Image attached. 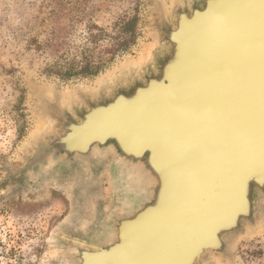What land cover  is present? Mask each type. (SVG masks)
<instances>
[{
  "label": "water",
  "instance_id": "water-1",
  "mask_svg": "<svg viewBox=\"0 0 264 264\" xmlns=\"http://www.w3.org/2000/svg\"><path fill=\"white\" fill-rule=\"evenodd\" d=\"M157 1L149 40L93 82H27L36 128L3 198L34 179L109 187L50 264H241L264 230V0Z\"/></svg>",
  "mask_w": 264,
  "mask_h": 264
},
{
  "label": "rangeland",
  "instance_id": "rangeland-1",
  "mask_svg": "<svg viewBox=\"0 0 264 264\" xmlns=\"http://www.w3.org/2000/svg\"><path fill=\"white\" fill-rule=\"evenodd\" d=\"M153 0H0V176L36 128L30 80L70 89L93 82L149 40ZM135 20V42L118 45L96 74L78 73L86 59L109 56L129 39L125 22ZM96 37L92 41L88 35ZM81 64V65H80ZM0 192V264H50L61 226L75 214L90 217L97 201L109 199L105 179L32 180L25 192ZM241 264H264V230L240 240ZM215 264V263H212Z\"/></svg>",
  "mask_w": 264,
  "mask_h": 264
},
{
  "label": "trees",
  "instance_id": "trees-1",
  "mask_svg": "<svg viewBox=\"0 0 264 264\" xmlns=\"http://www.w3.org/2000/svg\"><path fill=\"white\" fill-rule=\"evenodd\" d=\"M135 26H136V23H135L134 19L130 22H125V25H124L125 30L131 33L129 36V39H125L122 42L117 43L116 46L114 48H111L112 50H110L108 52L109 56H107L106 58H104V56H101L98 58V60H95L92 58L89 60L86 59L85 64H82V65L80 64L81 66L77 72L78 73H85V74H87V73H89V74L98 73L103 62H105L107 60H112V58L114 57V54L117 50L116 48L118 47L119 44L120 45H124V44L127 45L129 42H131V43L135 42L134 32H131V30L134 31L133 28H135ZM95 38L96 37L93 36V33L88 35V39L90 41H92Z\"/></svg>",
  "mask_w": 264,
  "mask_h": 264
},
{
  "label": "bare ground",
  "instance_id": "bare-ground-1",
  "mask_svg": "<svg viewBox=\"0 0 264 264\" xmlns=\"http://www.w3.org/2000/svg\"><path fill=\"white\" fill-rule=\"evenodd\" d=\"M153 2H154L153 4H156L157 7H161V5L159 6V1L156 0L155 2V0H153Z\"/></svg>",
  "mask_w": 264,
  "mask_h": 264
}]
</instances>
